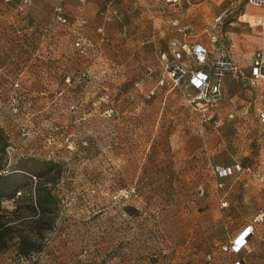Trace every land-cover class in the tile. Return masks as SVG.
I'll return each mask as SVG.
<instances>
[{
    "label": "rangeland",
    "instance_id": "rangeland-1",
    "mask_svg": "<svg viewBox=\"0 0 264 264\" xmlns=\"http://www.w3.org/2000/svg\"><path fill=\"white\" fill-rule=\"evenodd\" d=\"M181 1L166 0L164 9L168 13H181L182 10L179 11ZM245 5V0H241L240 5L235 6L232 1L226 0L221 3V7L218 6L216 18L221 16V19L218 21L215 19V22L219 32L218 36L212 35V38L217 36V41H212L214 46L211 55L208 52L207 64L201 65L195 59L192 49L194 45L189 47L186 43L173 41L169 48L172 58L168 57V53L162 54V59L166 60L163 74L149 91L147 82L150 80L152 82L153 79L147 77L148 70L145 65L140 69L135 66L137 69L135 72L138 74L128 76L123 66L126 62L114 64L105 60L109 75L113 74V69H119L121 66L118 81V87L121 88L116 93L113 88L115 81L109 78L103 79L104 87L94 84L95 89L90 90L91 93L85 99L84 105L89 102L90 107L93 104L97 111L88 109L89 105L86 106L87 115L84 120L78 121L75 113H71L68 106H63L61 110L47 112V125L37 130L30 126L26 116L20 113L22 110L16 113L11 108L12 113L20 114L22 118H18L19 124L28 127V134L30 133L33 139L29 144L26 141H23V144H20V141H12L13 148L9 149L11 157L8 158V168H12L16 163L15 154L33 155L36 147L43 150L41 156L57 161L63 171L54 186L59 208L54 215L53 228L45 233L42 250L29 257H20L15 240L8 249L0 253V264H125V257L129 251L135 256L137 264H160L167 252L166 249L172 247L180 250L179 258L182 264H193L198 260L200 263L209 264L212 260L207 259L208 255L216 247L215 233L209 231V223L206 230L202 229V232L196 233L197 237L194 241L192 231H189L187 236L184 232L190 227L192 215L198 214L204 223L219 212H215L217 207L214 206L213 200L216 192L212 184L215 180L214 172H217L215 167L221 162L228 163L229 166L240 164L243 170L231 174L234 176L238 190L222 200L219 204L220 213L224 214L231 210L235 225L241 213H247L252 219L264 212V123L259 115L260 110L264 109V96L259 89L263 87V82L257 86L251 85V72L243 78L225 76L221 99L214 107L215 117L209 120L207 113L204 115L188 102L186 90L194 91L189 80L184 79L183 83L176 84L168 77L166 68L167 62L174 59L173 46H177L182 54L177 59L178 62L184 54H189L193 62H196L197 66L194 68L184 65L189 74L197 68L211 64L221 52L230 58L229 41L224 34L222 35V31L229 22L238 19ZM54 7L55 5L53 10ZM107 8L113 15V2L109 3ZM107 8H104L105 11ZM111 21L104 20L102 23L110 36L109 42L100 41L97 28L102 24L96 28L97 41L90 40L92 38L86 35L82 36L93 44L90 47L87 45L85 53L95 54L101 46L112 43V36L108 30ZM172 22L178 27L182 25V22H177L176 19ZM72 44L75 51L79 52L73 41ZM94 68L90 69L91 76L88 79H76L72 86L75 88L77 84L93 79L96 83L99 79L95 77ZM85 69H78L73 75ZM162 79H164L163 83L160 82ZM234 80L240 84L237 90L242 91L241 95L245 102L243 106L239 104L238 108L232 110L233 118L222 113L221 119L218 110L228 105H231L230 109H232V103L239 101H232V99L236 100L234 95H228L226 100L224 99V88L231 90L230 87L235 86L236 83ZM241 80H244L245 84L241 83ZM5 92L10 96L8 89ZM26 92L21 94V102L26 98ZM59 92L60 89L57 91V97L59 96L57 99L63 98V93ZM103 95H106L107 99L99 102ZM52 99L57 102L56 98ZM75 99L80 102L81 96H75ZM7 102L11 103L8 97ZM152 104L154 105L152 109L145 106ZM113 105L118 109L117 117L114 116L115 113L108 116L104 113L105 110L99 113L100 108L113 107ZM130 105H137V110L127 111ZM67 113L68 120L71 115L68 123L64 122ZM129 117L137 120L129 123L127 121ZM224 118L237 122L240 134L235 129L236 132L231 134L230 139V142L236 141L237 144L228 142L225 147L226 139L221 140L222 146H219L216 152L211 151L214 154L210 155L209 142L212 141L213 133L220 128V121ZM152 119L155 121L152 122ZM196 119L200 121V125L192 127L191 124ZM51 121L67 125L62 130L72 133L71 139L75 147L73 151L63 141L62 132L55 142L47 143ZM199 134H203L206 138L207 147L203 146V149L196 148L192 141L193 136ZM27 136L20 134L22 140ZM85 140L86 144L83 143ZM30 147L31 150L28 149ZM200 154H202L201 160L197 158ZM183 166H193L200 170L198 174L203 183L198 189L200 195L196 192L199 201L195 200L194 204H184V192L173 184L177 180L175 175L161 174V168L172 170ZM217 174L221 176L218 172ZM165 183H171L169 190L164 186ZM219 186V191L223 194L221 189H224L225 185ZM122 190H126L128 196ZM219 197L221 198L222 195ZM4 206L12 209L15 203L6 200ZM193 244L201 246L205 254L195 255ZM184 246H186L185 250ZM187 249L190 250L188 254L182 255ZM174 264H178V259Z\"/></svg>",
    "mask_w": 264,
    "mask_h": 264
},
{
    "label": "crops",
    "instance_id": "crops-1",
    "mask_svg": "<svg viewBox=\"0 0 264 264\" xmlns=\"http://www.w3.org/2000/svg\"><path fill=\"white\" fill-rule=\"evenodd\" d=\"M19 1L0 0V65L4 66L8 72L15 74L19 67L21 69V66L28 64V68L21 75V80L27 92L26 98L21 102L22 111L20 113L26 116L30 126L41 130L42 126L47 125V112L61 110L63 106L67 107L69 101L66 98H72L74 97L73 95L87 99V96L91 93L90 90L95 89L94 84H100L101 87H104V78L114 79L113 88L118 93L119 88H121L120 86L118 87L121 66L118 65L119 69H113V74L109 75L106 70L105 60L114 64L126 62L123 66H125L124 69L127 70L128 76L138 74L135 72L137 70L135 66L140 69L145 65L148 70L147 77L153 79L152 82L151 80L147 82L149 91L163 74L166 60L162 59V54L168 53V57L172 58L169 48L173 41L186 43L189 47L195 44H202L211 55L214 46L212 35L216 34L218 36L219 32L216 29L215 22L218 6L221 7V3L226 0H182L179 7V11L182 10V12L176 14L166 12L164 9L166 0H67V10L71 21L70 26H77L81 30V34L92 38L90 39L92 41H97L98 39L96 28L104 21V8H107V5L113 2V20L108 24L112 43L101 46V49L95 51V54L76 52L73 48L71 36L67 32V26H61L45 32L46 24L50 22L53 14V6L59 0H33L32 4L23 11L16 7ZM229 1H232L234 6L241 3V0ZM173 19H176L177 22H182V25H179V27L175 26L174 22H172ZM263 26L264 6L256 7L246 2L245 9L238 19L229 22L222 31V35L224 34L229 41V57L243 67L248 74L251 72L254 54L262 45ZM221 43L224 44V42ZM190 58L189 54H184L179 62L183 66L188 65L189 68L196 67V62H193L192 58ZM88 67L90 69L95 67L96 75H94L96 79L97 77L99 79L96 83L94 79L84 81L77 84L75 88L65 84L64 78L66 75ZM234 81L236 83H234L235 86L230 87L231 90L224 88V99L226 100L228 95H234L236 100L232 99V101H239L232 103V109H230L231 105L221 107L220 111L218 110L217 112L219 117H221L220 114L222 113L223 115L227 114L228 117V114L233 112L232 110L235 107L238 108L239 104L243 106L245 102L241 95L242 91L237 90L240 84L236 80ZM241 83L245 84V81L241 80ZM65 87H67V90L64 97H60L56 100L57 102H54L51 97L58 98L57 91ZM5 90V85L1 81L0 124L6 129L11 142L20 141V144H23L24 140L21 139L18 132V118L22 117H20V114L16 115L11 112V103L7 102L8 96ZM46 90L50 91L51 97L44 94ZM262 94L264 96V88L262 89ZM229 100L231 101V98ZM88 105L89 102L86 106ZM145 106L150 107L149 109L154 107L153 104ZM113 107L116 110L114 116L117 117L119 115L118 109L114 105ZM137 107V105H130L127 111L137 110ZM95 108L93 104L92 107L88 106V109L97 111ZM107 108H100L99 113H103ZM119 110L122 109L119 108ZM64 119V122L67 121L66 123H68L71 120V115L68 120L67 113ZM224 119L220 121V128L215 130L213 139L209 142L210 155H213L214 153L212 152H216L217 148L222 146L221 142L225 139V147L228 142L235 144L236 141L230 142V139L231 134L236 132V130L240 134L237 122L234 123L229 119ZM135 120L137 119L129 117L127 121L133 123ZM151 121L154 122L155 120L152 119ZM191 125L192 127H198L200 121L196 119ZM192 141L198 149L203 146L207 147L206 138L203 137V134L194 135ZM31 147L28 149L31 150ZM230 147L232 148V145ZM34 150L36 155L43 154L42 149H36L35 147ZM197 158L201 160L202 154L198 155ZM219 164L230 165L222 162ZM198 171L200 170L193 166L176 167L172 170L161 168V174L176 176V183L173 184L177 186V189L180 188L184 192V204H194L195 200L199 201L198 195L200 194L198 189L202 187L203 181ZM214 175L215 180L212 188L216 195L213 202L214 206L217 207L215 212H219L213 215L211 219L209 217V221L204 223L198 214L192 215L189 223L190 227L186 228L184 233L187 236V233L192 231L194 241L197 237L196 233L202 232V229L206 230L209 223V231L215 233L214 243L216 244V247L208 255L207 259L212 260L209 264L232 262L240 256L245 257L247 264H264V219L254 221L256 216L250 219L247 213H241L240 217L236 219V224L233 225L231 210L222 214L220 213L219 204L227 195L231 196L234 191H237L238 186L235 185L233 175L221 177L217 172H214ZM222 184L225 185V188L221 189L223 194L219 191V185ZM164 186L169 190L171 183H165ZM221 195L222 197L220 198L219 196ZM225 202L226 204L228 203L227 200ZM249 224L253 225L254 231L249 237V244L246 248L239 253L224 251L223 247L230 244L233 238ZM189 239L192 240L191 238ZM184 247L181 248L185 250L186 246ZM192 249L194 254L196 251L195 255L205 254V251L199 245L193 244ZM166 250L167 252L160 264H174L177 259L178 264H182L179 258L181 252L178 248L172 247ZM186 251V253L183 251L182 255L186 256L190 250L187 249ZM195 260L197 261V259ZM125 261V264H137L131 251L126 254ZM197 262L193 264H201L199 260Z\"/></svg>",
    "mask_w": 264,
    "mask_h": 264
},
{
    "label": "built area",
    "instance_id": "built-area-1",
    "mask_svg": "<svg viewBox=\"0 0 264 264\" xmlns=\"http://www.w3.org/2000/svg\"><path fill=\"white\" fill-rule=\"evenodd\" d=\"M9 1V0H7ZM248 4L256 6V7H263L264 6V0H245ZM33 0H20L16 7L23 11L27 6H30L32 4ZM113 15L109 8L104 12V20L106 22L111 21ZM221 19V16L216 18L218 21ZM70 16L69 11L67 10V0H59V2L55 5L53 14L51 17L50 22L46 24L45 32H49L50 30H53L55 28L61 27V26H67V32L71 36V41H73L75 47L78 51H82L85 53L87 49V45L89 47L93 45L91 41H86L83 35L81 34V30L77 26H70ZM97 32L100 35V41L101 42H109L110 36L106 33L104 24L100 25L97 28ZM212 41H217V36H213ZM193 53L195 55V59L199 62V64H207L208 61V49L203 46L202 44H195L193 46ZM174 59L172 61L167 62V75L169 78H171L176 84H179L180 82L183 83L184 79H188L191 87L194 89L191 91L186 90V98L188 102L196 108L199 112H202L204 115L207 113V118L209 120H212L215 117V106L220 101L222 96V89H223V81L224 77L227 75H232L233 77H246L247 72L240 68L232 59L228 58L223 52H221L218 57L211 62V64H208L206 67H200L191 72L187 71V69L178 62L177 59H179L182 54L180 49L177 46H173L172 48ZM254 60L253 65L251 68V85L257 86L262 84L264 86V26H263V39H262V45L261 48L256 51L254 54ZM22 68L17 70L15 74H12L6 70V68L2 65H0V82L2 81L5 85V89H8L9 95L8 100L11 101V108L14 112H20L21 110V101L20 96L21 94L25 93L26 88L24 87L21 75L24 72L25 69L28 68V64H24L21 66ZM91 76V71L89 68H86L85 70L78 71L75 75L68 74L64 78L65 84L68 86H72L74 81L77 80H85L88 79ZM161 83L164 82V79L160 81ZM69 87V88H70ZM68 88V89H69ZM264 87H260L259 89H263ZM67 90V87L64 89H60V94L64 93ZM46 95H49L51 97L50 91L46 90ZM59 94V95H60ZM52 99V98H51ZM86 98H81L80 102L76 99L69 102L68 107L70 108V112L75 113L76 118L78 121L84 120L85 116L87 115L86 112V105H84ZM107 99L106 95H103L100 97L99 102ZM53 100V99H52ZM57 100V98H56ZM213 111V112H212ZM105 114L108 116H112L113 113H115L114 107H108L105 111ZM260 119L264 123V109L260 110L259 112ZM228 117L233 118L234 112H231L228 114ZM20 126V124H19ZM67 125H63L61 123H54L53 127L51 128V131L49 133V136L47 137V143L51 144L56 141L57 137L61 133L63 135V141H65L68 144V148L73 151L75 149L73 145V141L71 139L72 133H68L62 128H65ZM21 135L27 136L28 135V127L25 124L21 125ZM53 132V133H52ZM20 133V131H19ZM264 137V135H263ZM84 144L87 143L85 140L83 142ZM13 148V147H11ZM216 171L221 176H227L233 174L237 170H243L240 164H236L234 166H220L217 165ZM249 169V168H248ZM122 192H125L126 196H128V192L126 190H122ZM264 219V213L258 214L254 221L262 220ZM254 228L252 224L247 225L244 229H242L238 235L233 238V240L230 242V244L223 247V250L226 252H232V253H239L241 250L246 248V246L249 244V237L251 234H253ZM201 264H207L206 262H203ZM221 264H247V260L245 257H238L232 262H223Z\"/></svg>",
    "mask_w": 264,
    "mask_h": 264
},
{
    "label": "trees",
    "instance_id": "trees-1",
    "mask_svg": "<svg viewBox=\"0 0 264 264\" xmlns=\"http://www.w3.org/2000/svg\"><path fill=\"white\" fill-rule=\"evenodd\" d=\"M73 96L67 101L74 100ZM55 122H50V129ZM32 137L29 133L24 141L29 144ZM11 147L10 137L0 124V253L16 240L19 256L29 257L42 250L45 233L53 228L59 208L54 186L63 169L53 158L36 154H15L17 161L8 168ZM6 200L14 201L15 207H5Z\"/></svg>",
    "mask_w": 264,
    "mask_h": 264
}]
</instances>
